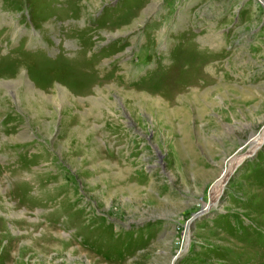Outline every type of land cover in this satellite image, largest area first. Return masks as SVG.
Here are the masks:
<instances>
[{
  "label": "rangeland",
  "instance_id": "1",
  "mask_svg": "<svg viewBox=\"0 0 264 264\" xmlns=\"http://www.w3.org/2000/svg\"><path fill=\"white\" fill-rule=\"evenodd\" d=\"M0 264H264V0H0Z\"/></svg>",
  "mask_w": 264,
  "mask_h": 264
},
{
  "label": "water",
  "instance_id": "2",
  "mask_svg": "<svg viewBox=\"0 0 264 264\" xmlns=\"http://www.w3.org/2000/svg\"><path fill=\"white\" fill-rule=\"evenodd\" d=\"M231 174H232V172H231ZM231 174H230V175H231ZM230 175H229V176H230ZM226 181H227V180H226ZM226 181H225V182H226ZM201 209H202V208H201ZM199 212H200V211H199ZM199 212H198V213H195V214L192 215V217H191V219H190V221L188 222L187 225L192 224L195 220L199 219V218L203 215V214H201V212H200V213H199Z\"/></svg>",
  "mask_w": 264,
  "mask_h": 264
},
{
  "label": "bare ground",
  "instance_id": "3",
  "mask_svg": "<svg viewBox=\"0 0 264 264\" xmlns=\"http://www.w3.org/2000/svg\"><path fill=\"white\" fill-rule=\"evenodd\" d=\"M250 141H251V139L248 141V144L250 143ZM235 158V156H233L230 160H232V159H234ZM229 160V161H230ZM225 175V170L223 171V173H222V176L221 177H223ZM214 191V193H216V191L217 190H213ZM214 205H216V203L215 204H213V202H212V200L208 203V207L210 208V207H212V206H214ZM201 214L204 212V210L202 209L201 211ZM199 212V213H200Z\"/></svg>",
  "mask_w": 264,
  "mask_h": 264
},
{
  "label": "trees",
  "instance_id": "4",
  "mask_svg": "<svg viewBox=\"0 0 264 264\" xmlns=\"http://www.w3.org/2000/svg\"><path fill=\"white\" fill-rule=\"evenodd\" d=\"M28 4V3H27Z\"/></svg>",
  "mask_w": 264,
  "mask_h": 264
}]
</instances>
